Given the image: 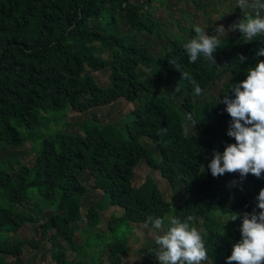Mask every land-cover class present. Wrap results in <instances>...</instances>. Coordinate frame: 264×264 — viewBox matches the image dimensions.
I'll list each match as a JSON object with an SVG mask.
<instances>
[{"label": "trees", "instance_id": "16d2710c", "mask_svg": "<svg viewBox=\"0 0 264 264\" xmlns=\"http://www.w3.org/2000/svg\"><path fill=\"white\" fill-rule=\"evenodd\" d=\"M150 1L0 0V264H22L26 248L38 249L44 240L51 244L54 262L72 264L60 242L77 250L83 209L88 217L83 234H90L88 238L100 235L102 212L109 207L124 209L116 222L145 226L148 216L166 220L173 203L156 178L149 175L142 186H135L136 169L144 160L180 194V201L174 200L175 217L192 216L190 224L205 217L201 235L208 258L227 264L233 244L241 239L243 214L253 211L264 189V174L214 177L208 166L215 152L235 143L227 135L232 118L219 102L225 96L234 99L232 85L264 60L257 56L264 36L250 42L220 36L216 65L203 59L190 64L183 45L195 36L194 29L189 39L168 35L165 25L160 27L144 10ZM161 29H166V46L156 53L150 38L160 36ZM241 54L247 58L243 63ZM220 58L223 70L217 65ZM172 59L202 90L227 74L217 97L196 103L193 83L182 80L169 63ZM108 68L111 85L105 87L95 72ZM122 99L136 105L125 116L129 121L124 129L120 124L125 117L103 124L99 117L88 116L94 108ZM74 112L81 117L71 122ZM189 113L197 125L187 119ZM60 125L65 128L58 129ZM73 125L81 132H71ZM43 131L52 135L40 142L37 137ZM144 137L159 147L160 158ZM27 143L35 153L32 165L8 152ZM92 191L103 192L100 203L89 204ZM214 210L237 213L241 219L222 232V224L209 217ZM26 225H37L41 238L11 241ZM106 248L112 264H123L129 239L118 238L102 250ZM77 254L78 264H98L89 261L88 253Z\"/></svg>", "mask_w": 264, "mask_h": 264}, {"label": "rangeland", "instance_id": "374dc122", "mask_svg": "<svg viewBox=\"0 0 264 264\" xmlns=\"http://www.w3.org/2000/svg\"><path fill=\"white\" fill-rule=\"evenodd\" d=\"M149 3L150 4L145 6L144 10L149 12L150 16L160 23V27L165 25V27L169 30L168 35L173 34L174 37L181 40L189 39L194 26H200L205 29L208 35H213L215 34V28L221 24L226 30V33L222 36L225 35L242 39L243 34L238 29L231 31V26L241 20L243 16L255 15V10L251 8L246 9L243 13V11L237 7V0H166L163 4H161L159 0H153ZM263 13L264 11L261 12L262 16ZM161 30L160 36L152 35L150 38V44L152 45L151 48H153L152 50L156 53L160 52L162 46H166L164 42V40H166L164 37L167 34L166 29ZM108 55L109 53L107 52L105 56L107 57ZM217 65L220 70H223L224 63L222 58L218 59ZM95 74L98 81L103 86L109 87L111 85L109 68L97 71ZM226 79L227 74L215 81L210 88L203 90V94L200 96H196L193 93V100L195 99L196 103H200L205 100H210L211 97H217V94ZM135 106L136 105L134 103L129 102L127 99H122L112 105L94 108L88 113V116H97L103 124H106L109 122L120 121V119L124 118L128 113L134 110ZM63 115L64 113L61 116ZM86 115L87 114H85L84 117ZM78 117H81V114L74 112L69 116V119L71 122H75V119ZM127 121H129V118L126 117L122 120V123L120 124L121 129L125 128ZM217 127H219V125ZM54 128H57V126L53 127V129ZM59 128L61 130L65 128V125H60L58 129ZM56 131H54V133H56ZM70 131L81 132V128L78 125H73ZM194 131L195 129L191 125H188V132L193 133ZM43 132L44 134L40 133L37 137L40 142L44 137L52 135L45 133V131ZM194 134L203 137V135L199 132H195ZM143 142L147 145V147L154 151L153 153L156 157L158 156L157 158L161 157L159 147H157L149 138L144 137ZM8 150V152L16 154L27 165H32L35 160V153L30 143H27L18 149ZM3 158L4 155H0V160H3ZM136 172V187L142 186L147 177L152 175L156 178L161 189L165 193L166 198L173 203L172 210L165 220V230H167V227L169 226L167 218L175 217V210L178 203L174 200L179 202L180 194L174 192L169 184V181L163 177L161 172L152 168L145 160L137 167ZM88 184L92 186L93 181H88ZM87 196L90 198L89 204H98L103 199V192L92 191L91 193H88ZM82 214L83 218L81 222L77 224V250H74L71 246L62 241L60 242L61 247L67 251L72 264H78L79 257L77 256V252H82V254L85 255L88 253V259L90 262L93 261L98 264H112L113 261L109 249L106 248L102 250V248L118 238L129 239V251L124 256L123 264H159L155 255L152 254L153 251L157 250L158 246L155 244L154 235L151 234V228H146L143 225L127 223L126 221L116 222L117 217H123L124 209L120 207H109L103 211V223L99 226L97 230L98 233H96L100 235H92L90 238L87 237L90 234H83L84 228L88 226L87 210L83 209ZM237 215V213H224L221 210H214L209 214V217L210 219H215L220 222L222 224L220 230L225 232L233 228L234 225L241 219V216L239 215V218L231 221ZM204 220V216H198L193 224H190V227H195L201 234L205 230ZM114 223H116V228L112 230ZM38 231L40 230L37 225H26L18 235H13L14 237L11 238V241H14L15 239L39 240L41 236ZM8 259L10 263L14 262L12 257H9ZM22 264H57L52 259L50 242L48 240H44L38 249L27 247L22 256ZM202 264L214 263L208 258L206 261H203Z\"/></svg>", "mask_w": 264, "mask_h": 264}, {"label": "clouds", "instance_id": "9594fccd", "mask_svg": "<svg viewBox=\"0 0 264 264\" xmlns=\"http://www.w3.org/2000/svg\"><path fill=\"white\" fill-rule=\"evenodd\" d=\"M237 7L243 13L246 9H254L255 15L243 16L231 26V31L239 30L243 38L252 41L264 36V0H237ZM195 36L183 45L190 64L198 60L216 65L214 53L221 48V39L226 30L221 24L215 28V34L208 35L205 29L194 26ZM264 43V41H261ZM257 56H264V48ZM247 58L241 54L240 63ZM173 68L181 72L182 80H190L194 86V95L203 94L202 88L192 81L190 73L182 71L180 64L169 60ZM231 91L234 99L225 96L219 103L226 104V112L231 123L227 132L235 143L228 144L225 150L214 153V158L208 166L214 177L225 173H239L243 179L248 174L261 178L264 174V60L247 70V78L233 84ZM187 119L198 124L189 113ZM258 203L251 213H244L240 228L241 239L233 244L232 253L227 258V264H264V189H261ZM258 209V210H257ZM238 214L231 221L239 218ZM192 216L181 220L178 217H168V227L165 230V218L148 216L145 227L151 228L155 244V253L159 264H202L208 259L205 240L195 227H190Z\"/></svg>", "mask_w": 264, "mask_h": 264}]
</instances>
